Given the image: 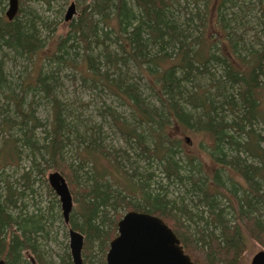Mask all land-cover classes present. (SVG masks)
Returning <instances> with one entry per match:
<instances>
[{
	"label": "trees",
	"instance_id": "trees-1",
	"mask_svg": "<svg viewBox=\"0 0 264 264\" xmlns=\"http://www.w3.org/2000/svg\"><path fill=\"white\" fill-rule=\"evenodd\" d=\"M6 1L0 0V163L24 154L32 164L13 181L0 172L5 264H30L29 250L47 264L40 249L59 202L46 208L36 201L30 213L24 199L34 191L33 174L48 168L72 185L77 206L69 226L85 235V264H105L123 210L163 218L194 264H241L248 237L264 243V133L257 130L264 125V42L247 40L257 30L253 17L264 35V0H89L46 55L50 66L16 83L20 90L4 69L6 49L32 58L46 41L41 18L21 6L9 20ZM52 63L78 67L91 87L128 104L133 120L108 104L100 112L126 148L106 146L101 126L57 96ZM133 68L147 78L149 100ZM36 94L50 104L47 124L35 114ZM179 127L209 135L211 144L201 146L221 164L212 175L185 151L174 134ZM223 164L236 169L243 184L224 178ZM60 260L74 264L67 249Z\"/></svg>",
	"mask_w": 264,
	"mask_h": 264
},
{
	"label": "rangeland",
	"instance_id": "rangeland-1",
	"mask_svg": "<svg viewBox=\"0 0 264 264\" xmlns=\"http://www.w3.org/2000/svg\"><path fill=\"white\" fill-rule=\"evenodd\" d=\"M88 1L89 0H19L20 8L22 6L24 10H32L35 12V15L41 18L39 23L42 25V37L45 39L46 45L43 51H40L37 55H33L32 58L14 56L13 52H10L8 49H6L5 55L3 57L4 69L8 74L9 79L14 83V86H16V83L21 84L29 76L36 74V70L39 68H47L50 66L46 55L53 52L59 36L65 35L70 29V22L65 21V15L69 6L73 2L75 3L76 13L73 19L76 20L79 18L82 4H86ZM8 6L9 0L6 1L5 12L8 9ZM254 13L256 14L255 11ZM40 18H38V20ZM251 24L257 30H251L250 34L247 35V40L252 42H256L258 40L264 42V35L259 33L260 25L256 17L252 18ZM83 66L84 64L81 62V60H79L78 67L81 68ZM51 67L55 68V73L59 78V82L55 90L57 96L60 99L73 104V106L78 107V111H82L84 120H87L86 122H91L92 125L97 124L101 126L104 132L103 133L101 131V136L104 137L106 146H114L116 149L126 148L125 142L112 127V120L109 119L108 116H106L107 118L104 119L100 112H103L105 104H108L112 108L116 109L122 116L127 117V119H131L132 117L133 120V112L132 109L129 108L128 104L126 102H121L118 97L112 93L100 91L96 87H91L90 81L86 82L83 80V76L79 73L78 67L76 69L69 65H54L53 63L51 64ZM131 73H133L134 81H137L138 84H141L140 87L144 92L143 94L149 100L151 97L149 93L150 91L146 85L147 78L142 75V72H138L134 68L132 69ZM17 89L20 90L21 88L18 87ZM32 96L33 93L29 91L26 97L27 102L31 100ZM34 101L36 102L33 104L36 116L42 122L47 124L51 120V109L49 102L44 98L39 97L37 94ZM263 126V124H259L257 126V130H259L261 133H264ZM43 128L44 126L36 130L38 136L42 135L41 132ZM174 134L179 135L185 141V151L198 157V159L203 164L204 171L208 175H212L216 168L221 165L216 162L210 156V154L207 153L206 149L201 146L202 143L204 144L203 146L211 144V138L207 133L196 132L190 129H182L179 127L174 129ZM3 136H6V134L3 133ZM187 138L190 140L188 141ZM3 141H5V137H3ZM21 156V159L17 161L9 163L3 162V165L0 163V172H3V177L9 178L13 181L20 178L21 174L25 170H28L29 168L31 169L32 160L29 159L27 155L22 154ZM222 168L224 169L222 173L224 178H226V176L232 177L236 182L243 184L242 178L240 176L241 174L231 165L223 164ZM51 171L53 170L48 168L44 170L43 174H33L34 182L32 188L34 191H29V196L26 197L24 201L27 203L28 212L31 213L35 211L36 201L39 202L40 206L49 208L55 202V198L58 200L59 203H54V205L57 204L59 215L53 220V224L49 231L50 238L49 240L43 242L40 252L47 264H59L61 262L60 259L61 255L64 253V250L67 249V251L70 252L69 226L64 220L59 197L51 188L48 181V175ZM262 180L264 181V173ZM71 186L72 185L70 184V190L72 189ZM214 187L215 189L217 188V190H220L229 196L233 201V196L223 187H216V185ZM230 203L235 205L234 201ZM76 206L77 204L74 201L73 210L76 208ZM121 213L125 214L126 212L123 210ZM260 249H264V243H260L254 238L248 237L246 249L241 256V264H250L252 257ZM33 255L34 254L30 250L26 251L25 256L27 260H29V256Z\"/></svg>",
	"mask_w": 264,
	"mask_h": 264
},
{
	"label": "water",
	"instance_id": "water-1",
	"mask_svg": "<svg viewBox=\"0 0 264 264\" xmlns=\"http://www.w3.org/2000/svg\"><path fill=\"white\" fill-rule=\"evenodd\" d=\"M18 9L19 0H9L6 10L9 20L15 17ZM75 13L76 5L73 2L66 12L65 21L71 20ZM48 181L59 197L64 220L68 223L74 200L67 179L60 171L53 170L48 175ZM69 236L73 263L84 264L82 257L84 235L70 228ZM32 262L39 264L34 258ZM106 262L107 264H194L191 256L185 252L179 237L163 218L137 210L127 211L118 221V235L110 242ZM0 264H4L3 259H0ZM250 264H264V249L254 254Z\"/></svg>",
	"mask_w": 264,
	"mask_h": 264
},
{
	"label": "flooded vegetation",
	"instance_id": "flooded-vegetation-1",
	"mask_svg": "<svg viewBox=\"0 0 264 264\" xmlns=\"http://www.w3.org/2000/svg\"><path fill=\"white\" fill-rule=\"evenodd\" d=\"M119 220H120V219H119ZM119 220H118V221H119ZM65 222H66V221H65ZM165 222H166V221H165ZM166 223H167V222H166ZM66 224L69 226V222H68V223L66 222ZM167 224H168V223H167ZM70 228H72V227L69 226V229H70ZM172 229H173V228H172ZM76 230H77V229H76ZM78 231H79V230H78ZM80 232H81V231H80ZM81 233H82V232H81ZM82 234H83V233H82ZM83 235H84V234H83ZM117 235H118V222H117ZM117 235H116V236H117ZM116 236H115V237H116ZM115 237H114V238H115ZM114 238H113V239H114ZM69 239H70V236H69ZM113 239H112V240H113ZM112 240H111V241H112ZM69 241H70V240H69ZM111 241H110V242H111ZM84 244H85V235H84ZM69 247H70V246H69ZM109 247H110V244H109ZM83 248H84V247H83ZM108 250H109V248H108ZM107 252H108V251H107ZM69 253H70V252H69ZM106 255H107V253H106ZM70 257H71V253H70ZM82 257H83V251H82ZM32 258H34L35 261H36L37 263L41 264V263L37 260V258H36L34 255H33V256H29V258H28V259L30 260V263H31V264H33V262H32ZM3 260H4V259H3ZM71 260H72V257H71ZM72 262H73V261H72ZM83 262H84V257H83ZM4 264H5V260H4ZM84 264H85V262H84ZM105 264H107V262H106V257H105Z\"/></svg>",
	"mask_w": 264,
	"mask_h": 264
}]
</instances>
